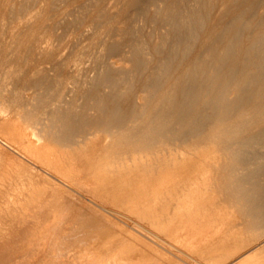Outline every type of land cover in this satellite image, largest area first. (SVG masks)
I'll return each mask as SVG.
<instances>
[{
  "label": "bare ground",
  "instance_id": "6f19581e",
  "mask_svg": "<svg viewBox=\"0 0 264 264\" xmlns=\"http://www.w3.org/2000/svg\"><path fill=\"white\" fill-rule=\"evenodd\" d=\"M0 137L151 235L146 259L264 264V0H0ZM26 171L8 211L59 188Z\"/></svg>",
  "mask_w": 264,
  "mask_h": 264
},
{
  "label": "rangeland",
  "instance_id": "374dc122",
  "mask_svg": "<svg viewBox=\"0 0 264 264\" xmlns=\"http://www.w3.org/2000/svg\"><path fill=\"white\" fill-rule=\"evenodd\" d=\"M14 148L15 147H13L11 145L9 146V144H6L2 140V138L0 139V153H2L4 158L7 157L5 159H8L6 162H5V159H3L4 160L3 164L6 163L3 167H2V165H0L1 166L0 171H2V172H0V176H1V174H3L0 178L5 176L2 178V180H0V183L3 182V183H1V184H3V186L1 188L2 189L4 188L5 191L7 189H8V191H11L10 189H11V186L13 185L12 183H15L13 185V187L15 185L20 184L21 189H22V187H23V189H26L28 187V185L30 186L32 183H33L32 187L40 186L41 184L37 183L38 181H36V180H35L36 181L35 183L32 182L33 180H31V183L28 184L29 178H28V175L26 174L27 173L26 170L28 169L29 171L35 172L36 174H38L40 172L41 175H43L45 173L44 175H46L47 173L45 172L44 168L41 167L40 165H38L37 163H36L37 165H35V162H32L27 156L23 155L19 151L15 150L16 148L15 149ZM10 157H11V159L13 158L12 159L13 161L10 160ZM89 161L87 163H89ZM87 163L85 164V168H84L85 171L91 170L93 167V164H94L93 160H91L89 163V165H91V166H89ZM86 166L89 167L90 169L89 168L87 169ZM23 173H24V175H23ZM16 176L18 178H20V176L23 177V178L19 179V182H18L19 184L16 183L18 180V178ZM24 176L25 177L27 176L28 179L25 178ZM14 177L16 179L13 180ZM33 178L36 179L35 176L32 177V179ZM47 178H49V181L51 180V184L54 187L53 189H56V187H59L57 189H60V187H62L60 189L61 191L59 192L60 194L58 193L57 189L55 191L58 194L56 192H54L53 190H49V191H52V192H49L48 189L45 191L46 193L42 192L43 193V194L41 193L42 196H39L38 199L36 201H34V203H36V206L38 205L36 207L37 210H35V211H30V212L29 211L28 212L8 211L6 209V206H7V208L9 206H10V208H13L15 204L10 205L6 201H3L2 198H0V200H2V202H4V204L7 203L5 206L0 201L2 203V204L0 203V206H1V208H0V235H1L0 236V240H1L0 241V264H99V262H100V264H105L106 262L110 264L111 259H112V257H110V256L114 257L117 255L119 256L118 260H119V258L121 260V261L117 260V264H119V262L120 263L123 262V264H125V263H127V260L129 261V264H130L131 260H133V259H131L132 257L133 258L135 257L138 259V258H140L141 255H142L141 256L142 259H140V261H138V263H136L137 260L134 258L135 260H133L134 262H132L131 264H139V263L140 264H143V263L144 264L145 263L150 264V262H153V264L154 263L158 264L157 262L154 261V258L152 259L151 257H148L149 259H146V257L143 256L144 254H146V256H148L147 252L149 250H150V254L152 253L151 255L149 254L150 256H152L153 253H155L154 251H155V247L157 248V245L154 242L151 243L149 238H151L152 241H155V242H156V240H154L151 235H148V233L146 234V231H144L143 229H141L137 226H134L132 224L130 225V221H128L127 219L125 220L124 218L122 219L119 216H118L119 218H117V217H113L114 215H110L112 213H109L110 211L107 212L108 207H106L107 206L106 204L104 205V203H102L101 200H99V199L97 200V197H95L94 195L92 196V193H89L88 191H86L85 188L83 187V185H81L78 188V186L81 183L83 184V182L81 180L74 179L70 184V186H71V188H70V187H67L64 185L61 186L60 183H58L59 181H57L56 179H53L54 181H56V183H55L52 180V177L49 176L48 174H47ZM15 180H16V182H15ZM20 181H23V182H20ZM8 182L12 185L9 186ZM29 182H30V180H29ZM77 182L79 184H77ZM22 184H23V186H22ZM56 184H59V185H56ZM214 184L216 185V183H212L213 186L210 184L212 187L209 185V188L211 187L209 190L211 192L213 191V193H215V190L217 191V189H218V187H217L218 185L215 186ZM76 185H78V186H76ZM16 187H19V186H15L14 188H12V190L13 189H16V190L20 189V187L18 189ZM65 188L68 189L67 192H66ZM62 189H64V190H62ZM211 189H213V190H211ZM210 191H208V192H210ZM66 194H67V196H66ZM49 195H50V197H49ZM58 195H60V198L58 197ZM215 195H217V194H215ZM218 196L219 195H217L216 197H218ZM5 197L6 196H4V200L7 199ZM220 197H218L217 200ZM51 199H52V201H51ZM232 200L236 201L235 198ZM218 201L224 202L225 200L219 199ZM234 201L230 200L229 202L228 201H225L224 203L222 202L221 205H223V204L224 205L220 206V209L223 210L224 206L227 209L229 204L232 205L234 203ZM227 202L229 204H226ZM3 205H4V207H3ZM226 205H228V206H226ZM103 206L106 207L107 209L104 208ZM235 206L238 207V203H236ZM235 206L232 205L231 208L232 209L236 208ZM232 209H230V206H229L227 211L232 210ZM236 209H233V211H235L234 213H233V211L227 212V213L232 212L233 215L234 214L236 215V217H235V216H232V214L230 213L231 214V217H230L228 214V217H230V219L228 217H226V219L229 220V221L227 220V223L234 224L235 222L238 223L239 222L238 220H241L240 214L239 215L236 214L237 211L239 212V210H236ZM222 210H221V213H226V212H222ZM224 211H226V210H224ZM104 212L106 213L105 216L109 215V218L111 219V221L114 222L116 225L113 224L111 226L112 223L107 225L109 222L107 223V221H104L106 218V217L104 218V216H103ZM130 215L134 220L136 218L137 222L140 220V218L135 216L134 214H133L134 216H132V214H130ZM238 217H239V219H238ZM112 218H115V219H112ZM120 219H122V220H120ZM232 219H234V220H232ZM3 221L5 224L3 223ZM117 221H118V223H117ZM122 221H124V222L127 221V222L125 224ZM141 221H142V218L139 221L140 224H141ZM152 221H154V220H152ZM143 222H144V224H142V225H146V226L148 225L149 226L151 224L149 226V228L152 225L153 226L157 225L156 220H155V222H151V220H150V223H149V221L145 222V220L143 219L142 223ZM119 223H121V224H119ZM123 223H124V225H123ZM146 223H149V224H146ZM157 223H161V222H157ZM117 224H119V225H117ZM128 225H130L131 228L128 227ZM225 226H226V224H225ZM128 228L130 229L131 232H129ZM151 228L154 229L155 227H151ZM132 229H134V230H132ZM137 229H140V230H138L139 233L137 232ZM10 231H12V232L10 234H8ZM5 233H6V235H5ZM3 235H5L6 237ZM128 235L132 237L133 241L131 240V237L128 238ZM161 235H162V237L164 236L163 234H161ZM122 236H123V238H122ZM147 236H148V238H146ZM119 238H121V239L125 238L127 240V243H125L123 240H121ZM134 238H136V239H134ZM165 238L167 239V237H165ZM223 238L225 239V236ZM87 241H89L90 243H87ZM134 241H136L135 244L133 243ZM138 241L140 242V243H138V245L141 244V246H143V247L136 245ZM225 241L226 240H224V242ZM85 242L89 245H86ZM117 242H118V244H117ZM131 242L133 244H131ZM114 243H115V245H114ZM142 244H144V245H142ZM146 244H148V245L150 244V246L147 245V247L145 248ZM119 245L121 247H119ZM180 247L184 250H187L184 246H180ZM134 248H135V250L136 249L137 250L134 251L133 250ZM138 248H139V250H138ZM143 248L145 250L148 248V251L146 250L147 251L146 252L143 250L144 251L143 252L141 250ZM156 250H160V247L158 246V248ZM101 251H103V253L105 255ZM138 251L139 252L141 251V252L139 253ZM134 252L136 255L133 254ZM137 252L139 253L138 257H136ZM83 253H85V254L83 255ZM125 254H126V256L128 254H131V256L129 255L131 258L128 259L129 258L128 256L126 258ZM262 254L264 255V251ZM155 255L157 256V253H155L153 256H155ZM102 256H103V258H102ZM108 256H109V258H108ZM106 257L110 261H108V259ZM124 257L127 260L123 259ZM205 257L207 258V256H205ZM148 260H151V261L149 262ZM213 260L214 259H211V261H213ZM156 261H158V260H156ZM165 261L168 262V264H171L169 262V260L165 259ZM165 261L159 260L158 262H159V264H164V263H166ZM192 262L193 261L189 260V262H187V263L192 264ZM181 263L187 264L184 262H181ZM216 263H218V262H215L214 264H216ZM113 264H115V263H113ZM194 264H196V263H194ZM248 264H250V263H248Z\"/></svg>",
  "mask_w": 264,
  "mask_h": 264
}]
</instances>
